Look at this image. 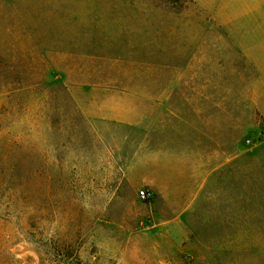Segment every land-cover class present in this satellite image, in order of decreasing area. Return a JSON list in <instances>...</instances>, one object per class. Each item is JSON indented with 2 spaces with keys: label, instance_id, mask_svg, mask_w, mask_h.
<instances>
[{
  "label": "rangeland",
  "instance_id": "rangeland-1",
  "mask_svg": "<svg viewBox=\"0 0 264 264\" xmlns=\"http://www.w3.org/2000/svg\"><path fill=\"white\" fill-rule=\"evenodd\" d=\"M210 28L191 0H0V264H264L253 73Z\"/></svg>",
  "mask_w": 264,
  "mask_h": 264
},
{
  "label": "crops",
  "instance_id": "crops-1",
  "mask_svg": "<svg viewBox=\"0 0 264 264\" xmlns=\"http://www.w3.org/2000/svg\"><path fill=\"white\" fill-rule=\"evenodd\" d=\"M191 1L209 15L212 46L226 52L227 61L252 69L243 79H254L251 101L264 123V0Z\"/></svg>",
  "mask_w": 264,
  "mask_h": 264
},
{
  "label": "built area",
  "instance_id": "built-area-1",
  "mask_svg": "<svg viewBox=\"0 0 264 264\" xmlns=\"http://www.w3.org/2000/svg\"><path fill=\"white\" fill-rule=\"evenodd\" d=\"M138 194L142 199H149L152 197V193L148 190H140Z\"/></svg>",
  "mask_w": 264,
  "mask_h": 264
}]
</instances>
